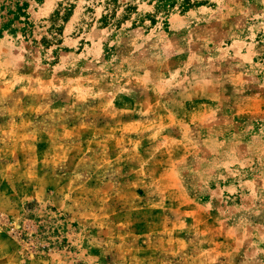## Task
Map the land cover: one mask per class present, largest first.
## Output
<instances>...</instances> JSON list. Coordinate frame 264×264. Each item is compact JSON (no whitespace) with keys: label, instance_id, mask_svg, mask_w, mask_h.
<instances>
[{"label":"rangeland","instance_id":"1","mask_svg":"<svg viewBox=\"0 0 264 264\" xmlns=\"http://www.w3.org/2000/svg\"><path fill=\"white\" fill-rule=\"evenodd\" d=\"M261 14L0 0V264H264Z\"/></svg>","mask_w":264,"mask_h":264},{"label":"clouds","instance_id":"2","mask_svg":"<svg viewBox=\"0 0 264 264\" xmlns=\"http://www.w3.org/2000/svg\"><path fill=\"white\" fill-rule=\"evenodd\" d=\"M126 2H129V0H126ZM131 2H134L136 4H140V0H131ZM264 2V0H262ZM141 7H146V5H141ZM121 12L123 11V8L120 10ZM254 19H264V14H261L260 16L254 17ZM264 251V250H261Z\"/></svg>","mask_w":264,"mask_h":264}]
</instances>
